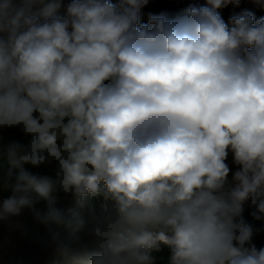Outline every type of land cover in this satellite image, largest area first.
I'll use <instances>...</instances> for the list:
<instances>
[{
	"label": "clouds",
	"instance_id": "1",
	"mask_svg": "<svg viewBox=\"0 0 264 264\" xmlns=\"http://www.w3.org/2000/svg\"><path fill=\"white\" fill-rule=\"evenodd\" d=\"M147 2L0 0V226L62 264H264V18Z\"/></svg>",
	"mask_w": 264,
	"mask_h": 264
},
{
	"label": "trees",
	"instance_id": "2",
	"mask_svg": "<svg viewBox=\"0 0 264 264\" xmlns=\"http://www.w3.org/2000/svg\"><path fill=\"white\" fill-rule=\"evenodd\" d=\"M112 2H117V0H112ZM70 3V0H62V4L64 7L61 9V13L64 12L66 5ZM203 3H206V0H203ZM238 10V14L243 12L244 10L251 11L255 19L259 21L261 18H264V0H240L239 5H235ZM149 16H144L141 14V23H147ZM6 136L9 138L15 137L17 139H22V135L16 131L10 130L6 133ZM229 164L231 169L230 172H234L236 170V166L233 163L232 155L229 154V157L226 161ZM26 169L32 171H40L41 173L47 174V170L43 167L40 169H31L30 166H26ZM230 178V174H229ZM244 211L243 216L249 222L256 225V227H262L261 221H254L251 217L250 213L255 210L254 206L250 203L243 205ZM26 223L31 226V221L26 220ZM35 230V229H34ZM1 242V239H0ZM254 243L256 246L264 247V232L258 233L254 237ZM14 253L12 258L9 261L23 258L26 264H62V260L60 257L44 254L40 252L35 246L29 243L27 238H21L18 232H15L14 235ZM152 255L155 257V264H170L171 253L170 250L166 246H162L159 252H153ZM9 264V262L7 263Z\"/></svg>",
	"mask_w": 264,
	"mask_h": 264
},
{
	"label": "built area",
	"instance_id": "3",
	"mask_svg": "<svg viewBox=\"0 0 264 264\" xmlns=\"http://www.w3.org/2000/svg\"><path fill=\"white\" fill-rule=\"evenodd\" d=\"M192 4L204 5L203 0H148L146 5L141 9V14L144 16H150L165 13L169 16H176ZM218 11L226 23L229 22L232 15L238 14L237 7L234 4H229ZM248 203L251 204L250 199L246 201L244 205Z\"/></svg>",
	"mask_w": 264,
	"mask_h": 264
},
{
	"label": "rangeland",
	"instance_id": "4",
	"mask_svg": "<svg viewBox=\"0 0 264 264\" xmlns=\"http://www.w3.org/2000/svg\"><path fill=\"white\" fill-rule=\"evenodd\" d=\"M261 225L264 226L263 223ZM14 235L15 232H9L6 227L0 226V264H7L12 258L15 248Z\"/></svg>",
	"mask_w": 264,
	"mask_h": 264
}]
</instances>
